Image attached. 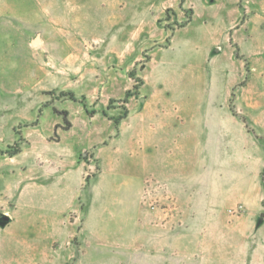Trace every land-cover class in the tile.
Masks as SVG:
<instances>
[{"label":"rangeland","instance_id":"374dc122","mask_svg":"<svg viewBox=\"0 0 264 264\" xmlns=\"http://www.w3.org/2000/svg\"><path fill=\"white\" fill-rule=\"evenodd\" d=\"M0 264H264V0H0Z\"/></svg>","mask_w":264,"mask_h":264},{"label":"trees","instance_id":"16d2710c","mask_svg":"<svg viewBox=\"0 0 264 264\" xmlns=\"http://www.w3.org/2000/svg\"><path fill=\"white\" fill-rule=\"evenodd\" d=\"M183 1V0H182ZM72 98H74V95L70 94ZM130 97V92L127 94V98L124 100V103H128V99Z\"/></svg>","mask_w":264,"mask_h":264},{"label":"crops","instance_id":"0c3cea01","mask_svg":"<svg viewBox=\"0 0 264 264\" xmlns=\"http://www.w3.org/2000/svg\"><path fill=\"white\" fill-rule=\"evenodd\" d=\"M178 111H179V109H178ZM178 111H176V112H178ZM175 120H176V121H180V122H181V119H180V118H178V117H176V118H175Z\"/></svg>","mask_w":264,"mask_h":264}]
</instances>
